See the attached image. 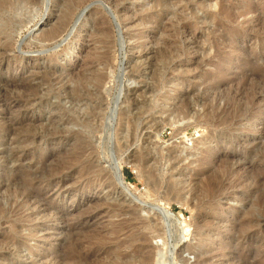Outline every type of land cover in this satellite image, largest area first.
<instances>
[{"label":"rangeland","instance_id":"374dc122","mask_svg":"<svg viewBox=\"0 0 264 264\" xmlns=\"http://www.w3.org/2000/svg\"><path fill=\"white\" fill-rule=\"evenodd\" d=\"M18 2L0 15V264H58L65 222L91 217L89 239L125 218L118 202L157 224L143 229L154 263L264 264V0ZM89 66L104 83L72 100L67 86ZM55 116L87 140L91 170L48 175L38 203L13 196L8 177L68 160L74 140L42 137ZM163 207L172 218L157 222Z\"/></svg>","mask_w":264,"mask_h":264},{"label":"bare ground","instance_id":"6f19581e","mask_svg":"<svg viewBox=\"0 0 264 264\" xmlns=\"http://www.w3.org/2000/svg\"><path fill=\"white\" fill-rule=\"evenodd\" d=\"M18 1L19 0H0V15L6 11H12V10L17 9V7L19 5ZM24 1H35V0H24ZM72 12L73 11H72L71 6H70L65 11L64 15L61 17L60 23H58L57 26H55L51 30L46 31V33H44V36L45 37H51V36L53 37V36L57 35L60 32L59 30L63 27V25L65 26L67 24V22L69 21L71 14H73ZM232 16H233V14H232ZM6 23H8V21H6ZM4 25H5V23H4ZM77 47H79V46H77ZM91 67L92 66L87 67L88 68V69H86L87 74L86 73L80 74V75L78 74L79 75L78 79H76V80H78V82L75 83L76 85H74V87L69 86V85L67 86V89H68V92H67L68 96L67 97H71L72 100H76V101L83 99L84 98L83 86H85V84L88 81L93 82L95 84V86L98 88L102 87V85L104 83V79H105V74L102 72H99V71L98 72L94 71V73L92 75H89L87 71L91 72L92 71ZM81 71H80V73H81ZM16 80H18V79H16ZM24 81H23V83H24ZM8 84H10V82ZM21 84L19 85L21 87H23L25 85V84L24 85H21ZM28 84L29 83H27V85ZM5 86H6V84H5ZM15 86H13V87H15ZM7 89H9V88L7 87ZM25 108H27V107H25ZM63 118H64L63 116L62 117L61 116H59V117L55 116V117L51 118L50 122H49L50 127L43 129L42 137L47 138V140H53V141L55 140L57 142H61L63 139L74 140V142H72V149L68 153L69 155L67 154L68 160L66 162H64L66 160V159H64L63 164L61 163L62 165L58 166L59 168L53 165V170H54L53 174H49L50 171L49 172L46 171V169H47L46 166H42L36 170H34L32 168L28 169V172L22 173V176L19 175V173H18V174L12 175L11 177H8V179L6 180V181H8L7 182L8 184H6V186H8V185H10L12 187L14 186V192L12 194L13 196L17 197L19 195L20 196L23 195L24 198H27V199H30V198L34 199L35 198V200H34L35 203H38L39 201L43 200L44 197L39 195L38 192L36 193L34 186L37 183H40L44 180H47L49 178L48 175H50V176L57 175V174L59 175L63 172V170H65V169L68 170L70 168V165H67L68 163H71V164L77 163L78 166L80 165L82 168L80 171L81 173L84 171L85 166L89 171L91 170L90 168H88V166L91 164V160L86 157L87 160H84L85 162L83 161V158L85 157L86 153L88 152V149L86 147L87 140H85V138L78 131H74V130H70L66 127H62V125L64 123L69 122L67 120H64ZM80 120H81V122H80ZM70 122L75 123V124L86 123L85 118H81V117L79 119L73 118ZM164 123H166V122H164ZM3 130L6 131V128H4ZM9 131H10V129H9ZM11 131H13V130H11ZM160 133H161V131H160ZM34 135H35V133L29 132L28 134H26L23 137H24L25 141L31 140V142L33 143V142H35V139H36ZM210 136L211 135L205 136L204 140L206 141ZM23 137H22V139H23ZM67 141L70 142L69 140H67ZM48 170H50V169H48ZM97 170H99V172H101L100 169H95L94 171H97ZM114 170H115L114 174L117 178V180H114V183H116V184L123 183L124 179H123V176L121 175V167L118 170L117 169H114ZM146 172H147L148 176L151 178V180H153V183L157 184V179L155 178V175L153 174L152 169H149ZM49 180L50 179H48V182H49ZM262 196L264 198V195H262ZM245 200H248V199L245 198ZM25 202H27V201H25ZM248 202H249V200H248ZM19 205L22 207L25 205V203L20 202ZM110 207H112V209H114V210L117 209V211L120 213V215L125 216V218H123L122 220H120L118 222H112L106 228L105 227L99 228L97 230V233L93 234L91 236V238H89V239H81V238H79V236L82 234L84 229H86L83 227L86 225V221L88 222L89 218H91V217H87V218L77 217V219H75L74 222H71V223L65 222L66 223V226H65L66 232H65L63 240L64 241L66 240L67 243L66 242H64V243H66L67 245H66V247H65V245L63 246V247H65V249L57 252V255H56L58 257L57 263L58 264H135V262L137 261V262H139L138 264H162V262L164 264V260L162 262H160L159 259H157L155 263L152 260V256H153L152 249L153 248L150 246V237H153V236H151L149 233H146L143 231V229H150V230L153 229V232H154V231H156L157 224L155 222H153L155 224H152V223H150V221H146L144 219L139 218L134 213L133 209L130 206H126L122 202L112 204ZM3 211L6 212V211H10V210L9 209L4 210V208H2L0 205V213H3ZM160 213H162L163 216L160 217L158 215L157 218L155 219V220H157V222L160 219H162L163 217L172 218L171 211L165 207L162 208ZM126 216H128V218ZM6 218H7V216H6ZM27 220L32 221V220H34V217L30 215V216H28ZM248 225H249V223H248ZM124 245H128V247H130L129 252L121 249V250L116 251L115 254L110 256V258L107 257L106 259H102V260L98 259L97 262L93 261V258H95L97 255H101L102 253H105L106 251H108L109 248H111L113 246L120 248L121 246H124ZM158 254L159 253H157V255Z\"/></svg>","mask_w":264,"mask_h":264},{"label":"water","instance_id":"95a60500","mask_svg":"<svg viewBox=\"0 0 264 264\" xmlns=\"http://www.w3.org/2000/svg\"><path fill=\"white\" fill-rule=\"evenodd\" d=\"M124 61H125V60H121V61H120V65H123V64H124ZM121 175L123 176V173H122V172H121Z\"/></svg>","mask_w":264,"mask_h":264},{"label":"trees","instance_id":"16d2710c","mask_svg":"<svg viewBox=\"0 0 264 264\" xmlns=\"http://www.w3.org/2000/svg\"><path fill=\"white\" fill-rule=\"evenodd\" d=\"M127 174H130V173L127 171Z\"/></svg>","mask_w":264,"mask_h":264}]
</instances>
